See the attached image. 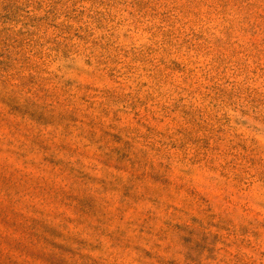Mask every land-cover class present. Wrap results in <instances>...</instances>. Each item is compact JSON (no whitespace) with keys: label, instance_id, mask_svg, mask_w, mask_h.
<instances>
[{"label":"rangeland","instance_id":"374dc122","mask_svg":"<svg viewBox=\"0 0 264 264\" xmlns=\"http://www.w3.org/2000/svg\"><path fill=\"white\" fill-rule=\"evenodd\" d=\"M0 264H264V0H0Z\"/></svg>","mask_w":264,"mask_h":264}]
</instances>
